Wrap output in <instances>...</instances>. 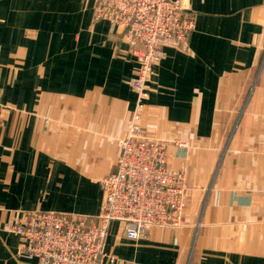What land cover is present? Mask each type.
Segmentation results:
<instances>
[{
	"label": "crops",
	"instance_id": "0c3cea01",
	"mask_svg": "<svg viewBox=\"0 0 264 264\" xmlns=\"http://www.w3.org/2000/svg\"><path fill=\"white\" fill-rule=\"evenodd\" d=\"M188 51L165 46L142 111L189 188L183 225L128 240L118 264H264V0H189ZM137 62L94 0H0V264L28 211L95 216L137 96ZM179 142L185 144L179 145Z\"/></svg>",
	"mask_w": 264,
	"mask_h": 264
},
{
	"label": "built area",
	"instance_id": "2783aa9c",
	"mask_svg": "<svg viewBox=\"0 0 264 264\" xmlns=\"http://www.w3.org/2000/svg\"><path fill=\"white\" fill-rule=\"evenodd\" d=\"M188 2L94 0V19L121 28L137 62L135 76L129 81L137 108L130 116L126 137L119 142L116 169L101 180L104 199L100 213L28 211L11 226L22 239L20 255L24 259L37 264H118V258L105 252L113 222H119L125 237L135 242L148 237L154 227L183 225L189 195L185 171L168 166L170 142L147 132L142 111L164 47L189 50L196 23L188 12Z\"/></svg>",
	"mask_w": 264,
	"mask_h": 264
},
{
	"label": "rangeland",
	"instance_id": "374dc122",
	"mask_svg": "<svg viewBox=\"0 0 264 264\" xmlns=\"http://www.w3.org/2000/svg\"><path fill=\"white\" fill-rule=\"evenodd\" d=\"M117 164V163H116Z\"/></svg>",
	"mask_w": 264,
	"mask_h": 264
}]
</instances>
